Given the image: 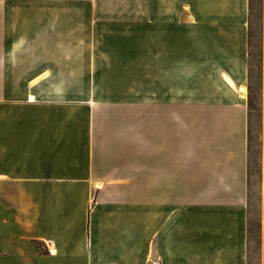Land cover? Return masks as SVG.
<instances>
[{
	"label": "crops",
	"instance_id": "obj_1",
	"mask_svg": "<svg viewBox=\"0 0 264 264\" xmlns=\"http://www.w3.org/2000/svg\"><path fill=\"white\" fill-rule=\"evenodd\" d=\"M14 5L0 0V264H250L251 0H185V97L98 91L93 49L84 79L75 48L19 61ZM260 39L264 55V19ZM262 171L264 190V156Z\"/></svg>",
	"mask_w": 264,
	"mask_h": 264
},
{
	"label": "rangeland",
	"instance_id": "obj_2",
	"mask_svg": "<svg viewBox=\"0 0 264 264\" xmlns=\"http://www.w3.org/2000/svg\"><path fill=\"white\" fill-rule=\"evenodd\" d=\"M11 1L15 3L14 43L19 44V49L25 47L26 54H29L26 57L19 55V61H29L31 65L38 62L65 65L69 58L49 55L51 50L75 48L77 56L73 58L74 63L80 79H84L90 76V72L82 70H87V54L93 49L99 62L93 77L105 86L98 91L113 95L119 91L132 92L134 87H140L142 92L151 88L162 96L185 97V0ZM38 1H60L65 4H62L63 8L51 10L33 8L34 5L24 7L28 6L24 3ZM251 8V88L258 112L251 117L250 264H261L264 216L262 0H252ZM38 13H41V17H37ZM120 34H126L125 41L119 40ZM55 35L57 40L48 39ZM23 37L27 40H22ZM124 48L127 56L125 64L122 59ZM135 64L141 65V69L134 71ZM149 65H155L152 72H149ZM179 107L175 105V111ZM178 205L185 207V201H175L174 207Z\"/></svg>",
	"mask_w": 264,
	"mask_h": 264
},
{
	"label": "trees",
	"instance_id": "obj_3",
	"mask_svg": "<svg viewBox=\"0 0 264 264\" xmlns=\"http://www.w3.org/2000/svg\"><path fill=\"white\" fill-rule=\"evenodd\" d=\"M251 6H252V0H251ZM252 10V8H251ZM251 72H250V87H249V110H250V145H251V140H252V137H251V117H252V114L255 113V112H258V106L256 104V102L254 101L253 97H252V88H251V80H252V74H253V62H252V59H253V54H252V51H251ZM257 69H259L258 66H256ZM250 154H251V146H250ZM251 176V174H250ZM249 243H250V247H251V239H250V228H249ZM37 246L39 248L42 247V245L40 243H37Z\"/></svg>",
	"mask_w": 264,
	"mask_h": 264
},
{
	"label": "bare ground",
	"instance_id": "obj_4",
	"mask_svg": "<svg viewBox=\"0 0 264 264\" xmlns=\"http://www.w3.org/2000/svg\"><path fill=\"white\" fill-rule=\"evenodd\" d=\"M32 100H34V99L32 98Z\"/></svg>",
	"mask_w": 264,
	"mask_h": 264
}]
</instances>
